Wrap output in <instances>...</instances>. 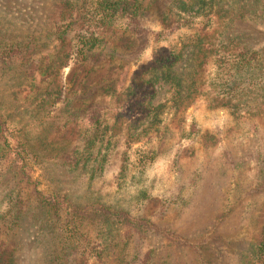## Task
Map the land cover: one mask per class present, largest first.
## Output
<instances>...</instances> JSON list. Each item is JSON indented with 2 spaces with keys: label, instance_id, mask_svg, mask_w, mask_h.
Segmentation results:
<instances>
[{
  "label": "rangeland",
  "instance_id": "374dc122",
  "mask_svg": "<svg viewBox=\"0 0 264 264\" xmlns=\"http://www.w3.org/2000/svg\"><path fill=\"white\" fill-rule=\"evenodd\" d=\"M65 1L88 11L96 0H0V114L16 129L13 150L0 141V264H140L146 253V264H250L264 228L262 96L245 117L214 88L219 71L211 66L181 112L173 115L168 103L151 123L144 95L155 94L154 105L172 98L168 84L153 93L142 82L169 43L157 42L156 33L176 23L171 41H178L206 18L184 13L179 0H141L146 14L136 34L101 29L90 51L98 62L80 68L71 56L74 37L90 23L81 20L64 46L49 36ZM185 1L188 11L196 7L197 0ZM212 1L227 13L213 18V29L224 31L232 19L226 35L264 58V0H205ZM55 46L71 61L55 66ZM34 79L47 90L41 111ZM91 105L107 106L104 135L112 136L110 146H97L104 170L95 172L69 162L70 148L63 149L64 141L80 148L94 135ZM18 140L38 157L19 156ZM50 194L63 202L62 214L41 203Z\"/></svg>",
  "mask_w": 264,
  "mask_h": 264
},
{
  "label": "trees",
  "instance_id": "16d2710c",
  "mask_svg": "<svg viewBox=\"0 0 264 264\" xmlns=\"http://www.w3.org/2000/svg\"><path fill=\"white\" fill-rule=\"evenodd\" d=\"M179 1H181L183 10H185L184 13H191L193 16L201 15L206 18V22L193 32L181 36L178 41H171V36L180 28L179 25H175L176 23L174 26L163 28L160 32L156 33L155 36L157 42L166 39L164 41L168 40L169 43L167 44V47L161 48V56L156 55V57L151 60L146 72H149L152 76H149V80L143 79L142 82L143 84H146V86H149V90H153V93L155 86L161 83V81L163 84H168L172 98L171 101L168 99L165 105L161 103L154 105L153 99L155 98V94L144 95L143 102L150 99L146 105V109L148 110L146 118L152 123V121L159 117L162 113L161 109L168 103L170 104V111H173V115L181 112L183 107H186L190 100L194 98L193 96L201 91L205 82L206 73L211 66H214V68L219 71V75L217 76V81L219 83H217L214 88L223 89V93L227 94L223 97L228 99L230 106H234L236 109L243 108L245 117H248L249 106H251L252 101L254 99L260 100L261 96V101H264V94L261 95L260 93L261 91L264 92V87L259 88L260 81L264 78V58L260 53L243 47L237 39L226 35V30L231 25L232 19L226 20L227 25H224V31L213 29L211 25L213 23V18L218 17L221 19L227 15V13H223L220 9H216L215 11L216 5L213 1L206 3L205 0H197L195 3L196 7L189 9V11L187 10V7H185L187 1ZM79 3L81 2L65 1V3H63V10L59 13L61 19L60 21L57 20L55 22V30L52 35L49 34V36H53V43L59 40L61 45L58 46H64L68 40H71L70 35L75 32V26L82 24L81 20L90 23L87 27L81 29L82 32L78 33L79 35L74 37H78L80 40L76 45L74 44L75 48L73 49L74 51L71 56H73L72 59L76 60V64L80 68L87 64L98 62L99 55L96 53H90L93 48L95 49L97 47V43L101 42V37L99 38V36H96L98 31L102 29L104 32H108L123 27L125 28V32L123 33L131 35L133 33L136 34V31L140 27L141 21L146 14L144 4L141 0H96L92 6L93 9L88 11L84 4L80 5ZM219 11L221 13L216 14ZM180 20L189 22L186 19ZM91 28L94 30L92 31ZM139 36L141 38L143 37L140 33ZM58 46H55V52H53L54 54L52 53L53 58L57 57L54 62L55 66H59L57 65L59 62L65 64V62L71 61L68 52L65 57H58L63 48H58ZM180 66H183V68L179 71ZM63 67L64 66H62V68ZM91 67L92 70L95 69L97 65ZM186 67L189 69V76H186L185 74ZM56 69L59 70V67H56ZM206 83L207 82H205V84ZM40 84L41 82L39 80L34 79L31 91V95H35L36 99L40 101L37 105L39 111H41V103L44 101V98L39 97L43 95L42 92L47 93V90L41 88ZM131 89L132 87L129 88V90ZM58 95V98H61L62 103H67L71 100L66 98L67 95L63 91L58 93ZM221 100V102L224 101V99ZM49 102H51L52 106H55L56 104L55 101H51V99H49ZM254 103H257V105L260 106L259 101H255ZM94 106L95 105H91V107ZM89 108L90 107H87L86 109H83L82 112L76 113V120H82L86 116ZM106 109L107 106L98 105L94 107V110L89 111L87 116L92 115V129L94 135L85 140L80 148H71V142L64 141L65 145L63 149L66 150L70 148V152L66 155V158H68V160L70 159L69 162L78 161L75 166H78L80 163L83 164L82 171H86V168L91 167L94 172L98 169H102V171L104 170V160L99 159L101 155L100 148L106 143L107 146H110L112 139L111 135H104L107 130V125L105 123L106 120L104 115H101V112ZM255 109L259 110L258 108ZM78 110L80 111L81 109ZM8 119L9 115L0 114V141L3 142V145L1 146L2 150L4 148H11L10 140L11 138H14L15 135L13 133L16 131L15 128H13V130L10 127ZM129 136L139 138L141 133L136 135H131L130 133ZM106 137L108 138V141H105ZM16 142L17 152L18 148L21 149V151L18 152L19 156H22L23 153L27 154L28 152L33 160L38 157L36 150L30 148L31 146H28L26 141L21 142L18 140ZM98 145H101L100 148L97 147ZM11 149L13 150V148ZM32 158L28 157L27 159L32 161ZM91 161L92 163L98 164L99 168L90 165ZM40 201L42 204L50 207V211L54 210L55 214H62L64 212L61 206L63 202L59 199L57 194H50L47 197L45 196L44 198H41ZM148 257L150 256L146 253L143 257L145 258V261H140V264H146V259H148ZM249 263L264 264V228L260 235V240L256 244V248L251 255V261H249Z\"/></svg>",
  "mask_w": 264,
  "mask_h": 264
}]
</instances>
